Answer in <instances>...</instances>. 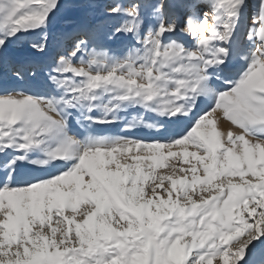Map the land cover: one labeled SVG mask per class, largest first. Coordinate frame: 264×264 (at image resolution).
Here are the masks:
<instances>
[{
  "label": "snow or ice",
  "instance_id": "1",
  "mask_svg": "<svg viewBox=\"0 0 264 264\" xmlns=\"http://www.w3.org/2000/svg\"><path fill=\"white\" fill-rule=\"evenodd\" d=\"M0 264H264V0H0Z\"/></svg>",
  "mask_w": 264,
  "mask_h": 264
},
{
  "label": "rangeland",
  "instance_id": "2",
  "mask_svg": "<svg viewBox=\"0 0 264 264\" xmlns=\"http://www.w3.org/2000/svg\"><path fill=\"white\" fill-rule=\"evenodd\" d=\"M157 2H158V0H150V3H157ZM174 2H175V0H174ZM209 26H211V25H209ZM224 127L227 128L228 125L225 124ZM142 134H149V133L147 132V130H142Z\"/></svg>",
  "mask_w": 264,
  "mask_h": 264
}]
</instances>
